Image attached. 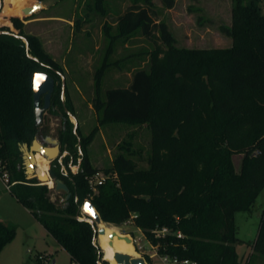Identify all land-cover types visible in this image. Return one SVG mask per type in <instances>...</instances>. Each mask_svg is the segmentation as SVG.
I'll return each mask as SVG.
<instances>
[{"label": "trees", "instance_id": "obj_1", "mask_svg": "<svg viewBox=\"0 0 264 264\" xmlns=\"http://www.w3.org/2000/svg\"><path fill=\"white\" fill-rule=\"evenodd\" d=\"M103 1L97 0L99 8ZM142 1L144 6L134 0L119 17L115 33L107 25L105 34L112 43L139 36L151 42L152 51L145 52L148 68L140 67V60L129 85L107 90L103 97L105 74L120 62L104 61L95 73L91 101L99 124L88 136L71 123L74 110L66 82L63 88V68L37 36L25 33L17 11L23 0L8 1L6 15L17 17L5 18L11 26H0V175L8 173L12 196L69 254L71 264H117V253L133 256L134 244L109 226L129 221L160 255L198 264H243L236 250L244 243L238 238L236 215L250 213L264 190V16L254 3L232 0V25L220 26L232 46L187 49L178 47L167 23L157 22L153 0ZM162 2L174 7V0ZM36 73L55 81L47 113L61 119L57 129L61 158L48 163L47 169L52 180L63 181L73 195L61 204L53 201L51 185L27 179L20 150L38 137L51 136L49 122L35 123ZM107 124L149 130L148 167L140 168L138 152L132 143H124L106 170L117 179L93 192L88 178L100 171L92 165L88 148ZM235 155L243 157L240 172L233 163ZM78 160V172L73 174L70 166ZM86 201L99 213L105 235L98 236V227L82 216ZM163 228L172 234L156 239L152 232ZM15 236L16 229L0 221V254ZM249 246L254 256L264 257V211L257 238Z\"/></svg>", "mask_w": 264, "mask_h": 264}, {"label": "rangeland", "instance_id": "obj_2", "mask_svg": "<svg viewBox=\"0 0 264 264\" xmlns=\"http://www.w3.org/2000/svg\"><path fill=\"white\" fill-rule=\"evenodd\" d=\"M45 10L40 8L38 14L25 18L23 8L34 5V0H23L18 7V15L25 24V33L37 36L45 51L56 60L64 71L66 92L73 106L74 116L70 117L73 125H78L82 136H88L98 127V118L93 110L91 101L94 98V77L104 61L118 63L107 71L102 83V94L107 90L128 86L133 70L140 62V67L148 68L149 54L152 43L139 36L126 43L122 41L112 43L105 34V26L112 27L114 34L119 17L133 6L134 0H104L99 8L97 0H38ZM254 3L264 16V0H247ZM158 11L157 22L167 23L170 31L177 39L180 48L187 49H226L232 46V41L223 35L220 26L232 25V0H174V7L169 9L162 0H153ZM139 5L144 6L142 0ZM33 7V6H32ZM34 7V8H35ZM6 9L0 11V18H12L6 15ZM60 15L72 21L71 27L53 22H42L28 25L27 20ZM77 21L79 25L76 26ZM67 24V23H66ZM113 45V47H112ZM113 48V49H112ZM112 49V51H111ZM70 50V52H69ZM141 54V55H138ZM129 57V58H128ZM126 58V59H125ZM120 68H123L122 70ZM130 69V70H129ZM65 90L62 93L66 101ZM51 125V140L38 137L40 143L51 147L57 143V129L61 119L46 113L43 122ZM151 135L145 126H131L125 124H107L99 128L92 144L88 148L92 165L100 172L106 173L111 168L118 148L124 143H132L138 152L136 160L140 168H147V157L150 150ZM243 157L235 155L233 163L236 171H241ZM41 164L43 162H40ZM81 160L71 165L73 172H78ZM41 166V165H40ZM49 173L47 164L42 168ZM65 168H63L64 171ZM71 170V169H70ZM65 174H68L66 169ZM54 188V185L51 184ZM53 201L65 202V194L54 189ZM264 211V190L258 197L250 213H238L236 225L238 238L244 243H238L236 250L239 259L245 264H264V257L254 256L249 243L256 240L260 220ZM82 216L85 214L82 212ZM0 221L16 229L14 240L4 248L0 254V264H71L69 254L63 250L47 231L36 221L29 210L24 208L12 196L0 178ZM108 225V224H106ZM114 227L120 234L138 241L134 244L137 258L148 257L152 249L145 236L133 221ZM141 240V242H140ZM141 246V249L138 248ZM131 253V252H128ZM149 258V257H148ZM146 260V259H145ZM152 264H163L159 258L150 259ZM249 261V262H248Z\"/></svg>", "mask_w": 264, "mask_h": 264}, {"label": "water", "instance_id": "obj_3", "mask_svg": "<svg viewBox=\"0 0 264 264\" xmlns=\"http://www.w3.org/2000/svg\"><path fill=\"white\" fill-rule=\"evenodd\" d=\"M9 0H2L0 2V11L7 9ZM40 9V8H39ZM39 9L28 8L24 10L26 15H32L38 12ZM8 25L11 26L10 22L6 19H0V26ZM25 43L26 40H24ZM63 80H65L63 78ZM65 82V81H64ZM55 89L54 79L46 73H36L33 78V95H34V114H35V123L37 126L43 124L44 115L50 109L52 104V94ZM77 126V125H76ZM49 142L51 139L46 138ZM21 152L23 154L25 173L28 180L36 179L41 185H47V181H42L41 178L37 175L35 164H33L34 157L37 154L42 155L44 158L48 159L51 163L59 158H61V146L59 142L52 143L51 147H46L45 143H40L36 138L32 145L24 144L21 146ZM48 186V185H47ZM54 190L59 193L65 194V199L70 200L72 198V192L70 188L60 180L54 181ZM81 211L85 214V220H88L90 224L96 225L98 227L97 234L98 236L105 235L106 229H101L99 226L103 223L99 213L96 211L94 206L90 201H86ZM115 237V233L110 235V245ZM124 240L127 243H133V239L125 236ZM117 264H147L146 260L143 258H135L130 255L117 253L115 255Z\"/></svg>", "mask_w": 264, "mask_h": 264}, {"label": "built area", "instance_id": "obj_4", "mask_svg": "<svg viewBox=\"0 0 264 264\" xmlns=\"http://www.w3.org/2000/svg\"><path fill=\"white\" fill-rule=\"evenodd\" d=\"M0 2H2V0H0ZM36 5L37 6H42L41 1L36 0ZM41 8V7H40ZM67 153H64L62 155V158L66 157ZM2 163L0 161V167H1ZM71 171L73 172V168L70 167ZM66 169H64L65 172ZM0 178L2 179V181L5 184L6 189L9 191L10 190V184H9V175L7 172H4L3 174L0 175ZM116 180L117 179V174H113V175H108L104 172H99L96 173L95 175H93L92 177L88 178V183L91 187V189L93 190V192H97V188L100 185H103L104 183H106L108 180ZM141 231V230H140ZM143 234V236H145V234L143 232H141ZM153 235L156 239H161V238H166L168 235H171V231L167 228H163V229H155L153 232ZM179 238H182V234H178ZM146 238V236H145ZM148 244L150 245L151 249H152V253H150V255L148 256L149 259H155V258H159V260L163 263V264H198L195 261H191V260H180L178 258H174L171 257L169 255H160L159 254V249L157 246L153 245L147 238H146ZM141 242V240H140ZM133 244H139L138 241H134L133 240ZM139 249H141V246H138ZM244 264V263H243ZM247 264V263H245Z\"/></svg>", "mask_w": 264, "mask_h": 264}, {"label": "crops", "instance_id": "obj_5", "mask_svg": "<svg viewBox=\"0 0 264 264\" xmlns=\"http://www.w3.org/2000/svg\"><path fill=\"white\" fill-rule=\"evenodd\" d=\"M34 1H36V0H34ZM33 4H34V5H32L33 7L30 6V8H34L35 6H37L36 3H33ZM38 7H40V6H38ZM28 8H29V5L25 6L23 8V13H24V10L28 9ZM34 9H38V8L35 7ZM41 10L42 11H47V10H45V7H43V4H42V7H41ZM35 14H38V12H36V13H34L32 15H26L24 13V16H25V18H29V17H32ZM15 17H17V16H15ZM18 18H23V17H18ZM42 22H53V23H58V24H61L63 26H68V27L72 28L71 27L72 21L70 19L65 18L63 16H60V15H49V16L47 15L45 17H37V18H33V19H30V20H27V23H29L28 25L35 24V23H42ZM69 52H70V50H69ZM237 172H239V171H237Z\"/></svg>", "mask_w": 264, "mask_h": 264}, {"label": "bare ground", "instance_id": "obj_6", "mask_svg": "<svg viewBox=\"0 0 264 264\" xmlns=\"http://www.w3.org/2000/svg\"><path fill=\"white\" fill-rule=\"evenodd\" d=\"M40 157V160H38L37 159V157ZM40 162H43V163H45V164H47L48 165V163L50 164L51 162L48 160V159H46V158H44L42 155H40V154H37L35 157H34V161H33V164H35V168H36V172H37V175L41 178V180L42 181H47L46 183H47V185H51V184H53L54 185V181L52 180V178H51V176H50V174L49 173H47V171H44V168H45V166L42 168L41 166L43 165V163L41 164ZM41 165V166H40ZM51 188H53L52 186H50ZM116 236V235H115ZM110 242H111V240H110ZM112 243L114 244V239H113V241H112ZM112 244V245H113ZM133 244V243H132ZM114 247V246H113ZM115 248V247H114ZM115 250H117L116 248H115ZM117 251H122V250H117ZM135 254L132 256V257H135V258H137L138 257V255H137V252H134ZM105 260V259H104Z\"/></svg>", "mask_w": 264, "mask_h": 264}]
</instances>
